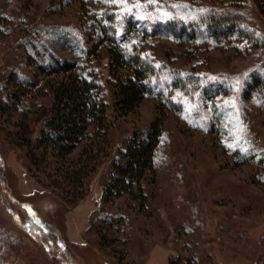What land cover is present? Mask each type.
Wrapping results in <instances>:
<instances>
[{"label":"rangeland","instance_id":"obj_1","mask_svg":"<svg viewBox=\"0 0 264 264\" xmlns=\"http://www.w3.org/2000/svg\"><path fill=\"white\" fill-rule=\"evenodd\" d=\"M226 4L0 0V264H264V96L247 91L264 70V15L242 0L251 39L217 40L202 27L181 40L155 28L170 17L202 22L206 9ZM112 9L152 31L129 41L157 66L151 95L131 111L116 110L96 26ZM65 61L87 64L101 83L105 156L94 155L92 138L65 158L40 145ZM156 120L145 203L128 193L104 200L112 161ZM86 164L80 185L74 171Z\"/></svg>","mask_w":264,"mask_h":264},{"label":"trees","instance_id":"obj_2","mask_svg":"<svg viewBox=\"0 0 264 264\" xmlns=\"http://www.w3.org/2000/svg\"><path fill=\"white\" fill-rule=\"evenodd\" d=\"M221 2L227 4L224 7L206 9L201 15L202 22L199 19L176 20L179 18L175 17L157 19L155 20L157 33H171L181 40H190L195 39L198 30H202L203 27L205 33L217 40L228 37L250 38L252 31L245 28V24L250 23L239 10L242 0ZM253 2L264 15V0ZM104 13L101 18H97L96 26L101 36L100 44L105 42L109 52V82L113 84L115 107L116 110L131 111L151 95L154 87L152 80L157 72V66L147 61L141 45L129 41H133L136 30L143 36L152 31H149L148 24L141 25L138 19L135 20L132 13L129 16H120L115 9ZM122 40L128 41L127 46L122 44ZM121 68L130 69V74L125 77L119 75ZM261 72L264 73V70L256 69L251 74L247 91L261 94L263 97L264 75H261ZM55 73L61 76V79L57 84H52L54 96L52 112L45 123L50 131L40 135V145L53 148L60 157L65 158L80 141L92 138L93 143L98 142L94 155L105 156L110 122L107 119L101 83L92 70L87 68V64L65 61ZM188 84L190 83L187 80L183 86L187 87ZM168 100L170 102L171 99ZM161 133V122L159 124L157 120L148 129L133 133L129 142L122 148L121 155L112 161L110 178L104 188V200L112 201V198L128 193L138 203H145L147 194L144 190V180L147 173L152 170ZM86 166L87 164L82 165L74 171V180L80 182V185H83L84 179L88 176L89 170H86Z\"/></svg>","mask_w":264,"mask_h":264}]
</instances>
